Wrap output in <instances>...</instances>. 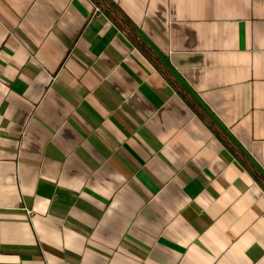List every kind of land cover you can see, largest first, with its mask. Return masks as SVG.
I'll use <instances>...</instances> for the list:
<instances>
[{"label":"crops","instance_id":"crops-1","mask_svg":"<svg viewBox=\"0 0 264 264\" xmlns=\"http://www.w3.org/2000/svg\"><path fill=\"white\" fill-rule=\"evenodd\" d=\"M110 1L0 0V264H264V0Z\"/></svg>","mask_w":264,"mask_h":264},{"label":"trees","instance_id":"trees-1","mask_svg":"<svg viewBox=\"0 0 264 264\" xmlns=\"http://www.w3.org/2000/svg\"><path fill=\"white\" fill-rule=\"evenodd\" d=\"M96 5L103 6L104 11L111 15L113 19H120V15L117 12V8L114 6V4L110 0H93Z\"/></svg>","mask_w":264,"mask_h":264},{"label":"built area","instance_id":"built-area-1","mask_svg":"<svg viewBox=\"0 0 264 264\" xmlns=\"http://www.w3.org/2000/svg\"><path fill=\"white\" fill-rule=\"evenodd\" d=\"M95 11H99L98 7H95ZM28 213H31L30 210H27Z\"/></svg>","mask_w":264,"mask_h":264}]
</instances>
